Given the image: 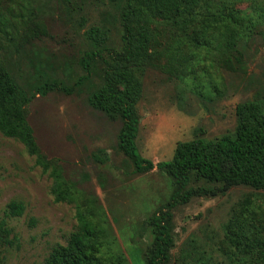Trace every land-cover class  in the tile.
Segmentation results:
<instances>
[{
  "label": "rangeland",
  "instance_id": "1",
  "mask_svg": "<svg viewBox=\"0 0 264 264\" xmlns=\"http://www.w3.org/2000/svg\"><path fill=\"white\" fill-rule=\"evenodd\" d=\"M230 5L226 11H240L246 20L239 25L241 36L230 55V69L210 48L195 51L188 67H163L162 51L174 33L163 22L151 25L159 54L143 67L142 94L135 108L134 142L142 159L153 164L169 161L179 142L230 134L236 106L264 99V23L254 19L250 0ZM215 9L211 5L202 13L207 17ZM118 14L119 4L109 0H0V50L6 69L27 92L45 79L72 90L37 95L28 105L26 120L35 142L47 159L58 161L68 182L101 206L102 262L145 264L152 239L149 233L140 238L138 227L175 189L156 169L133 173L131 162L117 149L121 121L87 103L101 83V63L91 67L88 78L80 65L83 54L93 49L84 38L91 27L108 32V48H120ZM35 21L43 22L47 34L32 39ZM99 150L106 152L105 161L94 158ZM50 187V179L23 146L0 134V216L11 201L25 207L22 216L7 221L18 247H0V264H44L54 246L66 244L76 226L75 209L55 204ZM215 187L191 176L187 189ZM243 204L247 212L240 219L264 234V189L238 186L214 196L195 195L176 206L168 264H227L225 229Z\"/></svg>",
  "mask_w": 264,
  "mask_h": 264
},
{
  "label": "trees",
  "instance_id": "2",
  "mask_svg": "<svg viewBox=\"0 0 264 264\" xmlns=\"http://www.w3.org/2000/svg\"><path fill=\"white\" fill-rule=\"evenodd\" d=\"M109 1L119 4L120 48L106 46L109 39L106 30L91 27L85 31L84 38L93 49L86 51L80 59L84 77L91 76V67L97 62L101 63L102 70L101 83L88 95L87 103L109 119L119 118L121 121L117 149L131 162L134 174H145L156 169L171 180L175 190L167 202L138 227L140 238L149 233L152 239L144 253L145 264H168L174 245L172 210L176 206L185 204L195 195L214 196L238 186L255 191L264 189V99L246 101L236 106V125L230 134L214 140L195 138L179 142L169 161L153 164L142 159L134 142L138 130L135 108L142 94L143 67L159 54L151 25L155 21L163 22L174 33L171 43L162 51L166 56V66L163 67L174 70L184 65L188 67L195 51L210 48L230 69V55L235 52L241 36L239 25L246 23V20L240 16V11L225 9L231 3L247 0ZM250 1L254 19L264 23V0ZM216 2L225 6L218 8ZM211 5L216 7L215 11L205 17L202 9L208 10ZM0 23L4 24L2 20ZM46 34L43 22L35 21L29 36L33 39ZM53 91L70 94L72 90L45 79L27 92L6 69L0 50V134L20 143L28 156L34 158L35 165L51 181L53 202L72 204L75 209L74 230L65 245H56L51 249L44 264H104L101 233L105 231V220L101 206L95 197L84 195L64 178L57 160L47 159L40 152L26 120L27 107L32 100L37 95L44 97ZM94 158L99 162L105 161L107 154L99 150ZM191 176L216 187L187 189ZM245 205L241 206L225 229L228 251L223 254L227 264H264V234L255 232L253 225L240 219L247 212ZM24 209V204L19 201L7 204L0 216V247H18L17 238L7 221L22 216Z\"/></svg>",
  "mask_w": 264,
  "mask_h": 264
}]
</instances>
